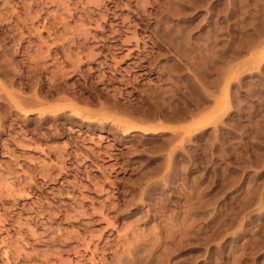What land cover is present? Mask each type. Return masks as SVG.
<instances>
[{"label":"rangeland","instance_id":"1","mask_svg":"<svg viewBox=\"0 0 264 264\" xmlns=\"http://www.w3.org/2000/svg\"><path fill=\"white\" fill-rule=\"evenodd\" d=\"M13 263L264 264V0H0Z\"/></svg>","mask_w":264,"mask_h":264},{"label":"bare ground","instance_id":"2","mask_svg":"<svg viewBox=\"0 0 264 264\" xmlns=\"http://www.w3.org/2000/svg\"><path fill=\"white\" fill-rule=\"evenodd\" d=\"M43 69V68H42ZM39 72V71H38ZM15 101H16V99H14ZM21 100L23 101V99L21 98ZM35 102V101H34ZM22 103H24V102H22ZM20 104V103H19ZM91 241V240H90ZM10 249V248H9ZM5 250V249H4ZM87 250V249H86ZM5 253H7V252H5ZM15 253H16V251H15ZM8 254V253H7ZM7 254H5V255H7ZM18 254V253H17ZM3 255V254H2ZM4 255V256H5ZM9 256V255H8ZM18 256V255H17ZM22 256V255H21ZM3 257V256H2ZM14 257V256H13ZM23 257V256H22ZM26 257V256H25ZM7 258V257H6ZM5 259V258H4ZM10 259H11V257H10ZM7 261V260H6ZM9 261V260H8ZM15 261V260H14ZM14 264V263H13ZM61 264V263H60Z\"/></svg>","mask_w":264,"mask_h":264}]
</instances>
